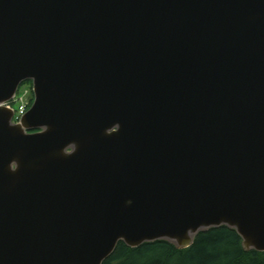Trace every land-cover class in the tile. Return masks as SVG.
<instances>
[{"label":"water","instance_id":"obj_1","mask_svg":"<svg viewBox=\"0 0 264 264\" xmlns=\"http://www.w3.org/2000/svg\"><path fill=\"white\" fill-rule=\"evenodd\" d=\"M222 226L264 252V0H0V264Z\"/></svg>","mask_w":264,"mask_h":264},{"label":"trees","instance_id":"obj_2","mask_svg":"<svg viewBox=\"0 0 264 264\" xmlns=\"http://www.w3.org/2000/svg\"><path fill=\"white\" fill-rule=\"evenodd\" d=\"M103 264H264V252H246L239 234L222 226L200 233L191 247L182 250L166 241L137 248L120 242Z\"/></svg>","mask_w":264,"mask_h":264},{"label":"built area","instance_id":"obj_3","mask_svg":"<svg viewBox=\"0 0 264 264\" xmlns=\"http://www.w3.org/2000/svg\"><path fill=\"white\" fill-rule=\"evenodd\" d=\"M29 89L26 90L22 95V90L24 89V86L22 89L18 92L17 96L15 97L14 103L16 104L14 107V118L13 120L15 122H19L22 118V116L27 112L28 110V99L32 95V85L28 86ZM18 104V105H17Z\"/></svg>","mask_w":264,"mask_h":264},{"label":"rangeland","instance_id":"obj_4","mask_svg":"<svg viewBox=\"0 0 264 264\" xmlns=\"http://www.w3.org/2000/svg\"><path fill=\"white\" fill-rule=\"evenodd\" d=\"M28 86H30L29 84H26V85H24V89L22 90V93H21V95L26 91V90H28L29 89V87ZM21 89H22V85H21ZM11 105H13V106H15V103H12ZM18 105V104H17Z\"/></svg>","mask_w":264,"mask_h":264},{"label":"bare ground","instance_id":"obj_5","mask_svg":"<svg viewBox=\"0 0 264 264\" xmlns=\"http://www.w3.org/2000/svg\"><path fill=\"white\" fill-rule=\"evenodd\" d=\"M32 101H33V96L31 95L28 99V107L31 105Z\"/></svg>","mask_w":264,"mask_h":264},{"label":"flooded vegetation","instance_id":"obj_6","mask_svg":"<svg viewBox=\"0 0 264 264\" xmlns=\"http://www.w3.org/2000/svg\"><path fill=\"white\" fill-rule=\"evenodd\" d=\"M25 84H30V82H27V83H25Z\"/></svg>","mask_w":264,"mask_h":264}]
</instances>
